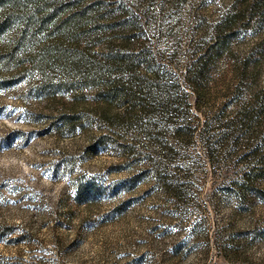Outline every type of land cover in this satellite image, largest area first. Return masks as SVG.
<instances>
[{
    "label": "rangeland",
    "instance_id": "374dc122",
    "mask_svg": "<svg viewBox=\"0 0 264 264\" xmlns=\"http://www.w3.org/2000/svg\"><path fill=\"white\" fill-rule=\"evenodd\" d=\"M106 2L143 25L138 41L112 47L151 51L155 80L179 100L191 50L234 0ZM52 12L32 28L0 9V264H264V108L250 101L264 89V15L234 42L247 67L240 93L168 157L175 197L144 171L146 119L125 123L100 86L94 63L109 42L82 39L74 69ZM187 119L204 121L193 108ZM252 169L259 190L241 206L235 190Z\"/></svg>",
    "mask_w": 264,
    "mask_h": 264
},
{
    "label": "trees",
    "instance_id": "16d2710c",
    "mask_svg": "<svg viewBox=\"0 0 264 264\" xmlns=\"http://www.w3.org/2000/svg\"><path fill=\"white\" fill-rule=\"evenodd\" d=\"M0 9L2 17L8 18L9 22L18 19L32 28L45 23L47 13L53 10L54 29L62 30L65 38L73 44L65 57L74 69L82 62L78 53L82 39L89 43L97 40L109 42L107 53H102L99 61L94 59L100 86L105 94L126 108L125 123L140 124L146 119L141 129L146 142L144 171L160 189L179 197L182 189L179 180L171 173L168 157L178 147L190 144L204 125L208 126L212 112L223 111L227 103L240 93L247 67L238 57L234 42L252 20L264 15V0H234L209 39L191 50L185 67L184 91L179 100L171 95V85H161L155 80L157 72L150 65L151 51L132 46L126 52L112 47L113 40L130 46L143 33L141 19L127 15L124 7L107 4L106 0H0ZM96 26L99 30L92 35L91 29ZM139 66L144 67L145 75L138 73ZM124 73L126 77H122ZM251 74L255 75V72ZM190 94L193 104L189 100ZM250 101L260 102L264 108V89ZM192 108L203 116L204 121H188ZM255 113L246 115L245 127H249L250 118ZM169 128L175 131L176 137H167ZM224 137L227 139L228 136ZM258 171L252 169L245 173L243 183L235 190L239 205L251 204L259 190Z\"/></svg>",
    "mask_w": 264,
    "mask_h": 264
}]
</instances>
